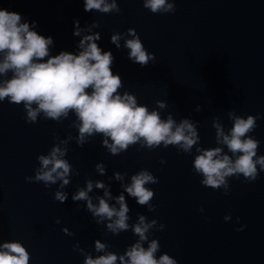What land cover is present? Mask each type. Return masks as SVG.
<instances>
[{"label":"water","instance_id":"95a60500","mask_svg":"<svg viewBox=\"0 0 264 264\" xmlns=\"http://www.w3.org/2000/svg\"><path fill=\"white\" fill-rule=\"evenodd\" d=\"M117 4L120 13L104 14L84 11L83 0H0V8L18 12L30 24L35 21L34 30L52 37L53 55L77 51L80 37L73 35L74 20L81 27L97 21L99 27L93 31L101 35L97 41L101 49L115 57L112 71L124 82L120 91L131 92L150 110L157 99L164 100L168 107L160 110L162 118L172 113L177 121H198L201 147L216 146L214 116L227 130L229 110L241 116L259 113L250 135L260 141L258 155H264V0H176V11L163 14L151 13L142 0ZM129 27L156 57L146 67L128 58L123 40L120 49L110 42L113 32L126 33ZM24 117L23 105L0 103V240L21 242L30 253L29 264H83V255L73 245L78 243L95 256L96 239L107 243L108 250L123 253L137 237L130 230L119 235L107 232L103 224L95 223L85 202H74L71 195L86 178L104 181L118 195L119 181L109 179L113 172H127V183L141 168L158 177L157 184L148 185L155 192L156 211L148 212L125 193L129 224L136 221L137 212L164 224L163 231L153 230L149 237L159 240L160 252L177 264H264V171L254 182L230 178L225 195L222 189L200 184L201 177L192 171L195 149L185 154L173 146L148 150L134 145L113 156L97 135L83 147L74 139L69 142L65 158L79 175L70 177L64 189L68 198L61 203L54 199L57 185L45 188L43 183L26 182L25 176L34 175L36 157L48 152L56 142L54 135L64 138L69 131L76 135L77 130L68 127L75 117L70 113L60 123L43 117L28 123ZM97 162L105 165L106 175L96 172ZM90 195H102V190L94 189ZM226 214L232 220L225 221ZM241 224L244 229L236 231Z\"/></svg>","mask_w":264,"mask_h":264},{"label":"clouds","instance_id":"9594fccd","mask_svg":"<svg viewBox=\"0 0 264 264\" xmlns=\"http://www.w3.org/2000/svg\"><path fill=\"white\" fill-rule=\"evenodd\" d=\"M142 4L153 14L176 11V0H142ZM83 7L86 12L104 14L121 11L117 0H83ZM73 23V35L80 37L77 51L61 50L53 55L52 37L34 30L35 21L30 24L18 12L0 8V103L7 100L10 104L23 105L28 123H36L40 117L60 123L71 113L75 118L68 127L77 130L74 137L70 131L64 138L54 135L56 142L46 154L37 155L39 166L34 169V175L25 176L26 182L43 183L45 188L57 185L54 199L65 202L68 193L64 189L71 183L70 177L79 175L65 158L69 142L74 139L77 146L83 147L97 135L101 137L102 147L113 156L127 152L134 145L148 150L173 146L185 154H192L195 149L192 171L201 177L200 184L213 190L222 189L225 195L230 190V178L243 177L247 182L258 179L264 171V155H258L260 141L250 133L257 128L259 113L241 116L229 110L231 127L227 130L221 119L214 116L216 146L201 147L198 121L189 118L177 121L172 113L162 118L160 110L168 107L164 100L157 99L156 107L150 110L138 103L131 92L120 91L124 82L112 71L115 57L110 50L101 49L97 43L101 35L93 31L99 27L97 21L84 27L78 20ZM121 40L133 63L146 67L155 61L154 53L145 49L134 28L110 35V42L117 49L122 47ZM195 111H201V106L197 105ZM160 163H165L163 158ZM95 170L106 175L102 162L95 164ZM126 176L127 172L116 171L109 178L119 181L122 191L118 195L114 196L104 181L86 178L84 186H77L71 199L84 201L95 223L103 224L107 232L119 235L130 230L137 239L119 254L108 250L109 245L100 239L94 241L98 255L93 256L78 243L73 248L83 255V264H177L174 257L160 252L158 239L149 238L153 230L163 231L164 224L139 212L136 221L129 224L130 208L125 193L148 212H155L152 203L155 192L148 185L157 184L158 177L146 168L131 174L127 183ZM94 189L102 190V195H90ZM199 211L203 212V208ZM223 219L230 221L232 217L226 214ZM239 220L236 217L237 223ZM59 222L57 219L56 223ZM244 227L241 224L236 231ZM62 231L73 235L68 228ZM30 259V253L18 240H0V264H29Z\"/></svg>","mask_w":264,"mask_h":264}]
</instances>
